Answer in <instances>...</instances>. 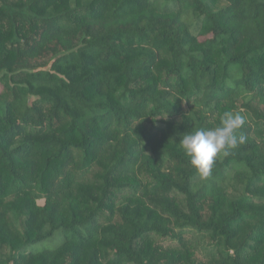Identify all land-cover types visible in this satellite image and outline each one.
Returning <instances> with one entry per match:
<instances>
[{
	"label": "trees",
	"instance_id": "trees-1",
	"mask_svg": "<svg viewBox=\"0 0 264 264\" xmlns=\"http://www.w3.org/2000/svg\"><path fill=\"white\" fill-rule=\"evenodd\" d=\"M0 84V264H264V0H0Z\"/></svg>",
	"mask_w": 264,
	"mask_h": 264
},
{
	"label": "clouds",
	"instance_id": "clouds-1",
	"mask_svg": "<svg viewBox=\"0 0 264 264\" xmlns=\"http://www.w3.org/2000/svg\"><path fill=\"white\" fill-rule=\"evenodd\" d=\"M244 123L242 114L226 111L215 128L194 129L185 133L179 147L191 168L202 177H207L218 157L230 156L233 150L246 142V136L240 132Z\"/></svg>",
	"mask_w": 264,
	"mask_h": 264
},
{
	"label": "rangeland",
	"instance_id": "rangeland-1",
	"mask_svg": "<svg viewBox=\"0 0 264 264\" xmlns=\"http://www.w3.org/2000/svg\"><path fill=\"white\" fill-rule=\"evenodd\" d=\"M1 91H2V86H1V84H0V93H1ZM40 204L41 205H43L44 204V200H41L40 201ZM63 235H57L49 244H41V245H39L38 247H36V249H38V248H40V247H43V246H55L59 241H61L62 240V237ZM198 244H199V246H201V250H204V247L203 246H206L205 245V242L200 238H198Z\"/></svg>",
	"mask_w": 264,
	"mask_h": 264
}]
</instances>
